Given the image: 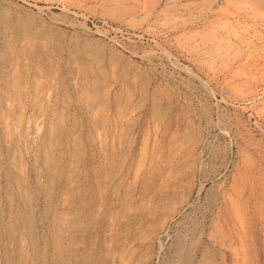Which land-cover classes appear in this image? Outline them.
<instances>
[{
    "label": "rangeland",
    "instance_id": "obj_1",
    "mask_svg": "<svg viewBox=\"0 0 264 264\" xmlns=\"http://www.w3.org/2000/svg\"><path fill=\"white\" fill-rule=\"evenodd\" d=\"M12 64L47 149L0 141L32 200L1 182L0 264H52L56 224L60 264H264V0H0Z\"/></svg>",
    "mask_w": 264,
    "mask_h": 264
},
{
    "label": "bare ground",
    "instance_id": "obj_2",
    "mask_svg": "<svg viewBox=\"0 0 264 264\" xmlns=\"http://www.w3.org/2000/svg\"><path fill=\"white\" fill-rule=\"evenodd\" d=\"M62 9V8H61ZM249 11V10H248ZM233 14V13H232ZM223 34V33H222ZM219 35V34H218ZM213 36V35H212ZM221 38V37H220ZM10 40V39H9ZM217 41V40H216ZM239 41V40H238ZM248 43V42H246ZM11 44V43H10ZM13 44V43H12ZM9 46V45H8ZM15 46V45H14ZM241 46V45H240ZM17 49V47H16ZM19 51V50H18ZM17 51V52H18ZM2 53V52H1ZM232 53V52H231ZM11 55V54H10ZM2 57V56H1ZM4 58V57H3ZM31 60V59H30ZM15 62V61H14ZM28 62V60H27ZM30 62V61H29ZM17 63V62H16ZM250 65V64H249ZM22 66V65H21ZM8 65H5L4 67H0V128L4 131L3 137L0 138V141H2V143L4 144L5 147V151L7 152V154H5V156L7 155L8 157H6V159H17V157L20 158L21 153H22V146L25 148V146H29L28 149H33L34 153H35V157L36 155L39 153L40 148H42L43 150L47 149L46 147V143H45V137H41L40 136V124L38 126L37 122L35 123V131L34 132H30V128H31V122L25 117V115L23 114L24 108L22 110L18 109V111H14L13 107H12V103L13 100H15V91L18 90V80H16L14 78V76H9V73H11L12 71V67L13 64L11 65V67L9 69H7ZM17 67V66H16ZM25 67V66H24ZM29 70V69H28ZM13 72V71H12ZM29 72V71H28ZM19 74V73H18ZM17 76V75H16ZM15 76V77H16ZM14 78V79H13ZM200 79V78H199ZM236 79V78H235ZM22 82V81H21ZM243 82V81H242ZM259 85V84H258ZM20 86V85H19ZM26 86V85H24ZM21 89V87H20ZM209 92V91H208ZM212 92V91H211ZM26 94V93H25ZM84 94V93H83ZM131 94V93H130ZM35 96V94L33 95V97ZM45 96V95H44ZM120 96V94H119ZM130 96V95H129ZM121 97V96H120ZM170 97V96H169ZM244 97V96H243ZM27 98V97H26ZM24 99V98H23ZM35 99V98H33ZM117 99V98H115ZM121 99V98H120ZM131 99V98H129ZM21 100V98H20ZM47 100V99H46ZM34 101V100H33ZM195 101V100H194ZM22 102V101H21ZM40 102V101H39ZM87 102V101H86ZM124 102V101H123ZM136 102V101H135ZM19 103V102H18ZM33 103V102H32ZM35 103V102H34ZM42 104V102H41ZM22 105V104H21ZM35 105V104H33ZM46 105V104H45ZM66 105V104H65ZM68 105V104H67ZM20 106V105H19ZM93 106V105H92ZM107 106V105H106ZM126 106V105H125ZM15 107V106H14ZM34 108V106H32ZM117 107V106H116ZM132 107V105H131ZM167 108V107H166ZM120 110V109H119ZM129 110V109H128ZM56 111V110H55ZM75 111V110H74ZM34 112V111H33ZM122 112V109H121ZM130 112V111H129ZM128 112V114H129ZM92 113V112H91ZM39 114V113H38ZM97 114V113H96ZM106 114V113H105ZM40 115V114H39ZM56 115V114H55ZM62 115V114H61ZM117 115V114H116ZM120 115V114H119ZM122 116V115H121ZM52 117V115H51ZM73 117V116H72ZM179 117V116H178ZM96 117H94L95 120ZM114 118V117H113ZM157 118V117H156ZM33 119V118H32ZM41 119V118H40ZM83 119V118H82ZM93 119V116H92ZM91 119V120H92ZM119 119V118H118ZM39 120V119H38ZM62 120V119H60ZM81 120V119H80ZM143 120V119H142ZM126 121V120H125ZM35 122V121H34ZM72 122V121H71ZM88 122V121H87ZM112 122V121H111ZM258 123V122H257ZM80 124V123H79ZM111 124V123H110ZM88 125V124H87ZM113 125V124H112ZM122 126V124H121ZM42 128V126H41ZM80 128V127H79ZM108 128V127H107ZM221 128V127H220ZM114 129V128H113ZM158 129V128H157ZM214 129V128H213ZM1 130V131H2ZM24 130V132H23ZM73 130V129H72ZM82 130V129H81ZM118 130V129H117ZM186 130V129H184ZM132 131V130H131ZM225 131V130H224ZM101 132V131H100ZM112 132V131H111ZM127 132V131H126ZM1 133V132H0ZM3 133V132H2ZM91 133V132H90ZM99 133V132H98ZM115 133V131H114ZM220 133V132H219ZM108 134V133H107ZM119 134V133H118ZM147 134V133H146ZM55 135V134H54ZM53 135V136H54ZM95 135V134H94ZM120 135V134H119ZM177 135V134H176ZM175 135V136H176ZM122 136V135H121ZM1 137V135H0ZM120 137V136H119ZM143 137V136H142ZM73 138V137H72ZM97 138V137H96ZM100 138V137H98ZM112 138V137H111ZM153 138V137H152ZM93 139V138H92ZM105 139V137L103 138V140ZM113 139V138H112ZM111 139V140H112ZM123 140V139H122ZM177 140V139H176ZM181 140V139H179ZM50 141V140H49ZM155 141V140H154ZM186 141V140H185ZM104 142V141H103ZM113 142V141H112ZM111 142V143H112ZM115 142V141H114ZM1 143V142H0ZM54 143V142H51ZM106 143V142H105ZM182 143V141H181ZM141 144V143H140ZM99 145V144H98ZM182 145V144H181ZM180 145V146H181ZM55 146V145H54ZM105 146V145H104ZM121 146V145H120ZM2 147V146H1ZM0 147V148H1ZM52 147V146H51ZM58 147V146H57ZM171 147V146H170ZM75 148V147H73ZM178 148V147H177ZM125 150V149H124ZM148 150V149H147ZM164 150V149H163ZM172 151V150H171ZM3 152V151H2ZM26 152V151H25ZM145 152V151H144ZM78 153V152H77ZM140 153V152H139ZM19 154V156H18ZM26 154V153H25ZM48 154V153H47ZM138 154V153H137ZM57 155V154H56ZM139 155V154H138ZM177 155V154H176ZM238 155V154H237ZM135 156V155H134ZM0 157H1V152H0ZM27 157V156H26ZM50 157V156H49ZM48 157V158H49ZM69 157V156H68ZM124 158V157H123ZM174 158V157H173ZM36 159V158H35ZM47 159V158H46ZM60 159V158H59ZM196 159V158H195ZM56 160V159H55ZM99 160V159H98ZM1 164H0V170L2 169V179H0V184L1 182L4 181L5 187H6V191H5V195H6V202L9 205H12L13 203H16L18 205L23 204L24 206H31V202L32 200L29 198V195L27 196V189L30 188L26 179L23 174L21 175L23 177L22 181L20 179V176L17 175L16 169L18 168V170L20 169V164L19 163H15L14 160L13 162H7L4 163V161L0 160ZM19 161V160H18ZM17 161V162H18ZM49 162V160H47ZM50 161H51V157H50ZM104 161V160H103ZM113 161V160H112ZM53 161H51L52 163ZM56 162V161H55ZM54 162V163H55ZM59 162V161H58ZM114 162V161H113ZM45 163V162H44ZM145 164V163H144ZM149 164V163H148ZM159 165V164H158ZM171 165V164H170ZM55 166V164H54ZM144 166V165H143ZM189 167V166H188ZM54 168V167H53ZM71 168V167H70ZM114 168V167H112ZM118 168V167H117ZM162 168V167H161ZM55 169V168H54ZM106 169V168H105ZM143 169V168H142ZM260 169V168H259ZM24 170V169H23ZM22 171V170H21ZM52 171V170H51ZM62 171V170H61ZM104 171V170H103ZM47 172V170H46ZM21 174V173H20ZM49 174H51L49 172ZM48 174V175H49ZM28 175V174H27ZM52 176V175H51ZM134 176V175H133ZM170 176V175H169ZM21 177V178H22ZM28 177V176H26ZM36 177L37 174H36ZM50 177V176H49ZM110 177V176H109ZM167 178V177H166ZM71 180V179H70ZM124 181V180H123ZM135 181V179H134ZM248 181V180H247ZM51 182V181H50ZM126 182V181H125ZM16 184V189H17V193H14V188L13 185ZM118 184V183H117ZM123 184V183H122ZM135 184V183H134ZM161 184V183H160ZM183 184V183H182ZM112 185V184H111ZM133 185V184H132ZM104 186V185H103ZM190 186V185H189ZM136 187V186H135ZM115 188V187H114ZM3 191V189H2ZM105 192V190H103ZM29 193V192H28ZM31 193V192H30ZM48 193V192H47ZM123 193V192H122ZM103 194V193H102ZM108 194V193H107ZM171 195V194H170ZM50 197V196H49ZM112 197V196H111ZM1 198V197H0ZM128 198V197H127ZM3 199V200H4ZM37 199V198H36ZM149 199V198H148ZM38 201V200H37ZM50 199L47 200V202H49ZM147 203V202H146ZM232 203V202H231ZM244 203V202H243ZM50 204V203H49ZM17 205V210H15V216L17 217V219L21 220V223L23 225H28L30 226L28 228L27 231H25V234L27 236H29V238L33 241V254L34 256H37L39 253V248L37 245V242H35V238L33 237V232H34V227L31 225L32 223V217L31 215L29 216H23L21 211L19 210V206ZM69 205V204H68ZM140 205V204H139ZM143 205V204H142ZM98 206V205H97ZM130 206V205H129ZM176 206V204H175ZM48 207V206H47ZM69 207V206H68ZM102 207V205H101ZM149 207V206H148ZM237 207V206H236ZM150 208V207H149ZM159 208V207H158ZM13 209V207L11 208ZM167 209V208H166ZM129 210V209H128ZM139 210V209H138ZM160 210V209H159ZM12 211V210H10ZM9 211V212H10ZM14 211V210H13ZM46 211V210H45ZM100 211V210H99ZM140 211V210H139ZM113 212V211H112ZM131 212V211H130ZM3 213V212H2ZM47 213V212H46ZM57 213V212H56ZM132 213V212H131ZM152 213V212H151ZM32 214V211H31ZM45 214V213H44ZM66 214V213H65ZM100 214V212H99ZM171 214V213H170ZM56 215V214H55ZM76 215V214H75ZM139 215V214H138ZM193 215V214H192ZM235 215V214H234ZM132 216V215H131ZM136 216V215H135ZM61 217V216H60ZM155 217V216H154ZM11 218V217H10ZM8 217V219H10ZM62 218V217H61ZM93 218V217H92ZM17 219H16V227L15 229H10L11 233L9 236V242H13L15 240V237L13 236L15 233V230L19 231V227H18V223H17ZM96 219V218H95ZM134 219V218H133ZM238 219V218H237ZM247 219V218H246ZM13 220V219H12ZM71 220V219H70ZM168 220V219H167ZM242 220V219H241ZM14 221V220H13ZM59 221V220H58ZM11 222V221H10ZM162 222V221H161ZM164 223V222H163ZM10 224V223H9ZM15 226L14 222L11 224V227ZM66 225V224H65ZM134 225V224H133ZM64 226V225H63ZM167 226V225H166ZM138 227V226H137ZM178 227V226H177ZM227 227V225H226ZM230 227V226H229ZM233 228V227H232ZM246 228V227H245ZM66 230V229H65ZM69 230V229H68ZM111 230V229H110ZM156 230V229H155ZM16 231V232H18ZM132 231V230H131ZM143 231V230H142ZM210 231V230H209ZM23 232V231H22ZM64 232V230L61 229V227H59V225H55L53 227V229L51 230V234L53 237V240L55 241L54 243V256H53V262L52 264H60V247L58 244H56L57 240H60L62 237L61 236L62 233ZM3 233V232H2ZM8 233V232H7ZM4 235L6 233H3ZM24 232L23 234L21 233V235H25ZM12 235V236H11ZM215 235V234H214ZM51 236V235H50ZM129 237V236H128ZM251 237V236H250ZM29 239V240H30ZM243 239V238H242ZM2 240V239H1ZM134 240V239H133ZM228 240V239H227ZM247 240V239H246ZM155 241V240H154ZM71 242V241H70ZM215 243V242H214ZM219 243V242H218ZM235 243V242H234ZM19 244V243H18ZM227 245V244H226ZM235 245V244H234ZM240 245V244H239ZM245 245V244H244ZM26 246V245H25ZM175 247V246H174ZM20 251L23 249L22 246L19 247ZM18 249V251H19ZM126 250V249H125ZM152 250V249H151ZM132 251V250H131ZM217 251V250H216ZM99 252V251H98ZM113 252V251H112ZM43 253V252H42ZM65 253V252H64ZM76 254V253H75ZM26 255V254H25ZM99 255V254H98ZM157 256V255H156ZM62 257V256H61ZM25 258V257H24ZM237 259V258H236ZM128 260V259H127ZM8 261V259H7ZM16 261V260H14ZM19 261V260H18ZM4 262V261H3ZM94 262V261H93ZM125 262V261H124ZM124 262L122 261V263L124 264ZM22 263V262H21ZM19 263V264H21ZM16 264V263H15ZM44 264V263H43ZM120 264V263H119ZM219 264V263H218Z\"/></svg>",
    "mask_w": 264,
    "mask_h": 264
}]
</instances>
